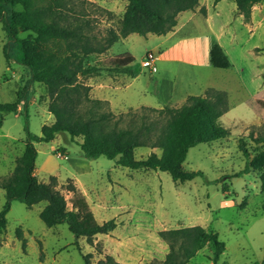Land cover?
Masks as SVG:
<instances>
[{
    "label": "rangeland",
    "instance_id": "1",
    "mask_svg": "<svg viewBox=\"0 0 264 264\" xmlns=\"http://www.w3.org/2000/svg\"><path fill=\"white\" fill-rule=\"evenodd\" d=\"M59 1L61 6L58 9L68 21L79 19L87 23L83 33L92 49L102 47L107 30L117 28L126 6V0ZM209 3L213 14L212 5L216 3L214 0ZM228 3L232 2L218 6L220 17L213 23L212 30H217L221 24L224 31L235 26ZM188 15L184 14L183 19ZM199 23L198 27L189 24L181 33L171 37L130 34L101 53L89 54L84 60L85 66L106 67L129 54L139 70L136 78L100 73L82 77L79 81L90 87L92 99L105 102L103 110L115 116L136 112L142 107L160 108L167 104L166 97L157 93L156 81L162 77L174 84L172 104H169L172 107H180L189 95H202L206 87L224 91L229 110L219 118L218 124L227 130L228 136L190 148L181 165L184 172L199 171L202 177L174 183L163 172L132 171L102 156L86 159L67 134H58L48 143H34L36 179L59 190L69 208L73 196L60 184L70 179L87 201L95 220L102 223L113 219L116 228L109 234L94 236L91 243L84 238L79 239L77 249L75 239L65 224L48 228L40 220L39 212L44 202L27 208L13 201L6 214V228L0 234V264H83V256L87 254L90 255L89 264H96L107 256L119 264H149L161 261L168 251L159 233L187 226H200L207 234L217 235L224 245L219 262L258 264L262 261L264 169L239 173L248 157L255 155L258 149L248 138L249 131L252 127L264 125V103L254 105L255 112L248 103L255 88L250 71L254 62L264 63V51L255 56L246 53L254 46L264 48V38L257 36L251 39L246 34L239 44L226 49L231 64L226 70L193 67L185 61L182 52H177L173 59L161 56L183 33L201 34L208 29L203 21ZM260 31L263 33V29ZM24 36L20 34V37ZM4 45L11 49L9 61L3 55ZM59 46L60 53H64V46ZM15 52L0 24V104L18 101L15 113L2 116L0 182L11 176L17 159L24 152L25 122L29 131L37 136H40L43 126L53 122L47 109L46 87L28 82L29 71L14 60ZM149 53L159 56L154 63L157 73L142 66ZM255 113L259 119L253 123ZM256 134L255 129L253 135ZM239 140L244 142L248 157L239 150ZM76 141L80 142V138ZM150 153L159 156L161 152L140 147L134 156L140 159ZM45 160L46 171L40 169ZM222 187L227 191L222 192ZM4 203V192L0 189V211ZM197 251L187 264H211L212 250L207 242Z\"/></svg>",
    "mask_w": 264,
    "mask_h": 264
},
{
    "label": "trees",
    "instance_id": "2",
    "mask_svg": "<svg viewBox=\"0 0 264 264\" xmlns=\"http://www.w3.org/2000/svg\"><path fill=\"white\" fill-rule=\"evenodd\" d=\"M220 0H214V3ZM237 13L247 23L251 9L262 0H232ZM198 0H126L124 12L116 29H108L100 49L88 46V37L83 33L87 23L74 19L68 21L58 9L59 0H0V24L13 48L14 60L29 71V83L44 85L48 93V112L53 122L41 128L40 136L32 134L27 122L24 125V152L10 177L2 179L5 203L0 211V234L6 228V214L13 201L27 208L44 202L39 218L48 227L65 224L73 235L78 249V240L88 243L96 235H106L116 228L113 219L98 223L76 185L65 179L61 182L64 191L71 193L70 208L63 194L51 184L39 182L34 176L37 156L34 143L51 142L58 134H67L79 146L86 159L105 157L114 160L117 166L132 170L163 172L174 183H184L202 173L184 172L181 168L187 151L199 144H210L228 136L227 130L218 124L219 118L229 110L227 94L215 88H207L204 95L188 96L180 107L169 104L160 108L142 107L139 111L115 116L103 110L105 102L92 99L90 87L81 84L82 77L105 73L135 78L139 74L133 65L134 59L124 54L112 66L84 65V60L93 52L101 53L130 34L164 36L173 31L177 16L191 11ZM204 14V10H200ZM20 34H25L20 37ZM50 44V46H47ZM59 45L64 46L60 53ZM56 46V48L54 47ZM6 61L11 59L10 47L4 45ZM66 53V54H65ZM209 63L216 69H228L230 63L218 44L209 52ZM18 101L0 104V128L3 115L15 113ZM257 134L253 135V130ZM80 138V142L76 141ZM248 138L257 146L256 154L248 157L244 142L238 148L248 161L239 174L264 169V125L252 127ZM160 150V155L150 153L136 159L137 148ZM52 181L55 178L51 177ZM222 187V192H226ZM168 251L161 261L149 264H187L195 257L198 248L207 242L212 250L211 264L219 262L224 245L215 233L207 234L200 226L169 229L159 233ZM90 255L83 256V264H89ZM96 264H119L107 256ZM258 264H264L263 259Z\"/></svg>",
    "mask_w": 264,
    "mask_h": 264
},
{
    "label": "crops",
    "instance_id": "3",
    "mask_svg": "<svg viewBox=\"0 0 264 264\" xmlns=\"http://www.w3.org/2000/svg\"><path fill=\"white\" fill-rule=\"evenodd\" d=\"M210 1L211 0H198V5L194 8V10L184 11L179 13L177 16V24L174 27L173 31L169 32L164 36L165 37L175 36L181 33V31H183L186 28V26H188L189 24H192L194 27H198L200 25L199 23L200 21H203L207 26L208 28L206 30L207 32L204 31L201 34H194V33L184 34L182 32L183 34L179 37L178 41L173 43V45L170 46L168 49H165V53L163 52V54L161 55L162 57L165 56L173 59L175 58L174 55L177 54V52L179 53L182 52L185 61H188L191 66L207 69L209 67H212L209 63V52L214 44H218L220 46V48L222 49L223 53L226 55L229 61V57L226 49L233 48L236 44H239L241 38L246 34L251 39H254L257 36L259 38L260 37L264 38V0H262L260 3L252 7L250 19L247 23H245L243 21L242 16L237 13L235 3L232 0H220L216 4L212 5V9L214 12L213 14L210 13L211 10L210 9L211 5L209 3ZM225 2H232V3H228L227 6H228V11L231 13V19L235 21V26L231 27L230 31H224V25L221 24L218 27V29L214 31L211 29L213 23L215 21H218L217 18L220 17V11L217 10L218 6L220 7L224 5ZM223 8L224 7H221V10H223ZM201 9L204 10V14L201 13L200 11ZM186 13L189 15L185 17V19H183V16ZM227 25L230 27L231 23ZM261 29H263V33H261L260 31ZM263 51H264L263 47L254 46L250 50L246 51V53L250 54L251 56H255V55H261ZM157 72L158 69H156L155 73ZM250 78L252 79L253 84H255V88H254V93L250 97L248 103L251 105V107L254 110L255 109L254 105L264 103V63L263 62L253 63V68L250 71ZM156 86H157V93L160 95L163 94V96L166 97L168 101L167 104H172V99L175 90L174 84L171 81H168L167 79L162 77L160 78V80L156 81ZM207 88H213V87H206L204 89V92ZM204 92L202 96L204 95ZM255 115H256V119L253 123L257 122L259 119L256 113ZM40 169L44 171L47 170L46 160L41 163ZM84 196L87 195L84 193Z\"/></svg>",
    "mask_w": 264,
    "mask_h": 264
},
{
    "label": "built area",
    "instance_id": "4",
    "mask_svg": "<svg viewBox=\"0 0 264 264\" xmlns=\"http://www.w3.org/2000/svg\"><path fill=\"white\" fill-rule=\"evenodd\" d=\"M159 60L158 55H154L152 53H149L145 56V58L142 61V66L149 68L151 72H156L155 62ZM59 159L62 160V157L59 156Z\"/></svg>",
    "mask_w": 264,
    "mask_h": 264
}]
</instances>
